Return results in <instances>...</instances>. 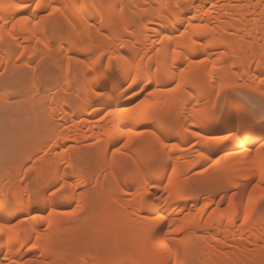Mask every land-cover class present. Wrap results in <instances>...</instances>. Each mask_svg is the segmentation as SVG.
<instances>
[{"label": "bare ground", "instance_id": "obj_1", "mask_svg": "<svg viewBox=\"0 0 264 264\" xmlns=\"http://www.w3.org/2000/svg\"><path fill=\"white\" fill-rule=\"evenodd\" d=\"M12 2L0 264H264V0Z\"/></svg>", "mask_w": 264, "mask_h": 264}, {"label": "rangeland", "instance_id": "obj_2", "mask_svg": "<svg viewBox=\"0 0 264 264\" xmlns=\"http://www.w3.org/2000/svg\"><path fill=\"white\" fill-rule=\"evenodd\" d=\"M1 75V74H0ZM3 75V74H2ZM2 75L0 76V77H2ZM247 89H249V88H245V90H244V92L245 93H247V94H250V95H255L254 97H259L260 98V100L262 99V97L259 95H257L256 94V92L254 93L253 92V90H247ZM252 91V92H251ZM259 98H257V99H259ZM223 136H225V135H220V134H214L212 137L214 138V141H220L221 139H223L224 137ZM195 142H196V139H191L190 141H189V146H193L194 144H195ZM2 151H4V147H2V145L0 144V154H1V152ZM222 153L221 152H217L216 154H215V158H218V157H220V155H221ZM124 157V156H123ZM154 165L155 166H160L161 164H160V162H158V161H156L155 163H154ZM214 165V162H205L204 164H202L201 166H199V167H192L190 170H188V172H186L187 174V176H192V175H194L196 172H202V171H204V172H206V170H208V169H210V168H212V166ZM6 166V167H5ZM9 166V167H8ZM8 167V168H7ZM10 168V164L8 163V162H6V163H4L3 161L1 162V160H0V177H6L7 175H8V169ZM27 167H25V169H26ZM4 169H6V170H4ZM24 169V170H25ZM27 170V169H26ZM25 170V171H26ZM3 171V172H2ZM4 171H5V173H4ZM205 182V179H199L198 181H196V183H195V186L196 187H198L199 189H203V188H205L204 186H203V182H202V185H201V183L200 182ZM198 182H199V184L200 185H198ZM193 183V184H194ZM197 184V185H196ZM239 192H240V190L239 189H231V191L229 190L228 191V194H230L229 196H232V195H237V194H239ZM229 205V202H228V200L227 199H225V200H223L222 201V203H221V208H226L227 206ZM69 207H68V209H70V208H73V205L72 206H70V205H68ZM217 207V204H214L213 205V207H212V210L213 209H215ZM255 209H256V214L258 215V216H260V215H264V198H261L260 200H258L256 203H255ZM78 217V216H77ZM77 217H75V215H71V217L69 216V217H67L68 219H67V222L68 223H71V224H76L78 221L79 222H83V220L81 219L80 220V218H78L77 219ZM29 252V254L28 255H30V256H32L33 254H35V252L36 251H34V250H29L28 251ZM83 262V260H80V262Z\"/></svg>", "mask_w": 264, "mask_h": 264}, {"label": "snow or ice", "instance_id": "obj_3", "mask_svg": "<svg viewBox=\"0 0 264 264\" xmlns=\"http://www.w3.org/2000/svg\"><path fill=\"white\" fill-rule=\"evenodd\" d=\"M22 5L12 2V0H0V8H20ZM3 226H0L2 228Z\"/></svg>", "mask_w": 264, "mask_h": 264}]
</instances>
